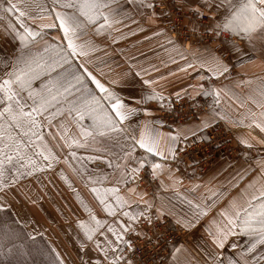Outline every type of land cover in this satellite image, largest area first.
<instances>
[{"label": "snow or ice", "instance_id": "6c2138e0", "mask_svg": "<svg viewBox=\"0 0 264 264\" xmlns=\"http://www.w3.org/2000/svg\"><path fill=\"white\" fill-rule=\"evenodd\" d=\"M128 2L137 8L151 10L150 21L157 15L155 0ZM113 4H116V0H51L50 8L36 4L35 0L32 5L26 0H6L0 4V11L15 18V23L8 19L3 27V37L9 47H0V191L12 189L20 180L52 169L61 162L43 132L45 127L51 128L57 121L58 133L49 135L52 139L58 136L63 143H57L56 147L67 148L68 155L74 159L77 158L74 149L100 144L101 147L95 149L99 152L106 150L103 147L106 140L123 137L125 141H130L127 151L121 149L124 163L114 165L111 161L107 162L108 167L119 170L117 183L125 186L135 185L146 165L153 179L168 171V178L175 186L180 182L179 178L172 175L165 162L176 159V145L181 138L187 143L192 137L195 142L197 134L212 127L217 118L228 121L222 111L216 110L221 104L223 90L214 89L211 85L208 89H204L203 85H193L194 89L201 90L198 95L213 97V104L209 105L211 111L199 117L198 123L185 126L183 130L178 129L175 134L161 132L154 127L156 122L152 120L133 123V118L140 112L151 116V112L144 107L148 101L160 102L165 97L155 88L150 92L141 91L138 98L122 94L129 78L135 76L143 79L147 69L135 70L136 66L130 64L128 71L110 75L103 70L102 65L107 66L104 61L95 65L97 74L89 69L88 65L93 64V54L101 50L89 35V30L95 36L110 35L114 25L122 22L116 18L120 6L113 7ZM32 6L39 9L38 14H31ZM159 7L163 9L168 6L161 2ZM172 10L180 15L170 22L175 25L177 20L181 23L187 20L185 27L193 35H198L197 43L203 46V52L193 58L212 76L224 75L229 67L217 50L208 46V41L214 42L223 37L222 44L231 43L235 48V38L249 43L259 39L264 45V0H171V7L161 15L171 17ZM188 13L190 15H186ZM124 15L127 18V14ZM45 30H55L57 35L49 39V33ZM162 34L163 30L153 33L155 36ZM123 38L120 36L117 39ZM191 42V37L185 35L182 40L181 34L175 31L166 38L169 45L166 50L174 51L186 61L181 71L193 67L180 51L181 47L185 50L190 48ZM169 59L172 63L176 62L172 57ZM248 62H252L251 57ZM150 67L155 70L154 66ZM199 79L205 77L200 76ZM154 83L152 79H143L144 85L151 87ZM185 95L188 93L185 92ZM258 95L259 99H250L260 109L259 112L249 109L239 121H229L235 126L257 129L262 134L256 137L250 131L251 139H240V143L248 149L256 144L264 146V88L260 89ZM176 97L179 100L180 93H176ZM188 99L193 97L188 95ZM160 106L164 107L163 104ZM193 107L198 105L194 104ZM86 120L89 123L86 124ZM69 125L75 126L76 135L68 134ZM137 148L142 150L141 154L134 156ZM156 157H159V161L154 159ZM99 158L89 156L86 159ZM129 160H134L135 165H128ZM63 163L77 172L68 157L63 159ZM254 167L258 169L256 175L217 212L219 219L213 218L210 226L205 227L216 249H223L230 236L248 238L246 247L237 253L238 259L228 257L227 264H264V156L254 160ZM253 170V165L241 169L234 177L232 187H236ZM86 171L81 163L80 172ZM60 175L71 188L63 173ZM88 182L95 184L96 180L89 176ZM198 187L193 185V190ZM90 191L107 215L114 218V222L109 224L107 220L97 219L77 194L78 202L88 213L87 221L77 222L79 232L74 239L78 264H141L135 258L137 240L143 241L145 246L150 245L153 250L161 245V241L164 246H169L163 225L166 223L165 217L174 214L163 205L155 207L153 212L154 204L143 199L146 193L137 191L136 187L129 188L130 194L139 197V200H133L121 195L118 187L94 186ZM226 195V192H211V204L188 200L191 218L176 217L174 222L185 230L195 228L200 219L207 216L219 199ZM25 199L32 204L37 203L30 196L25 195ZM201 199L203 201L205 198ZM140 203L145 205L143 210H139ZM132 204L137 206L136 210H129ZM9 207L0 204V212H7ZM118 214L126 220L117 219ZM15 223H20V220L17 219ZM231 247L236 248L237 245L233 243ZM171 248V264H200L183 246L172 245ZM202 252L205 257L203 264H225L221 259L222 253L207 249H202ZM44 254L46 264H66L64 257L54 247L49 246Z\"/></svg>", "mask_w": 264, "mask_h": 264}, {"label": "crops", "instance_id": "0c3cea01", "mask_svg": "<svg viewBox=\"0 0 264 264\" xmlns=\"http://www.w3.org/2000/svg\"><path fill=\"white\" fill-rule=\"evenodd\" d=\"M157 0H155L156 2ZM6 0H0V4H4ZM29 5L33 4V0H26ZM36 4H40L44 7H51V0H35ZM119 5V11L117 19L122 22L114 25L111 30V34L107 33L101 36H95L91 30L89 35L95 40L100 47V51L93 54V64L88 65L89 69L97 74L95 71V65L100 61H104L107 66H103V70L110 75L116 73H124L128 71L130 64L135 65L136 69H147V74L143 76V79H152L155 83L150 87L143 84L141 77H130L127 86L122 90V94L126 97L131 94L138 98L141 91L150 92L152 88L161 93L165 98H177L176 93H180L181 97H188V95L195 97L198 96L201 90L199 88H193V85H203V82L208 78H214L218 84L215 89H222V101L219 106L216 107L217 111L222 113L228 118L226 121L229 126L235 130V141L233 146L236 148L235 156H229L226 153H217L214 156V162L212 167L206 174H200L195 168H189V166L183 162L177 161L180 154L188 149L190 146L207 140V129L197 134V139L193 142V138L189 137L187 143L181 140L177 143V157L176 159H169L165 163L171 170L174 177L179 178V183L175 186L172 181L169 180L168 171H165L159 178L156 179L155 184V198L153 195L146 192L144 189H139L137 185L118 184L119 170L115 167H108V161L115 164H122L123 151H127V144L130 141H125L123 137H115L111 140H106L103 143L104 151H96V148L101 147L100 144L89 146L88 148L74 149L76 151V159L68 155L69 150L67 148H57V143L62 144V141L52 139L49 133L55 135L58 133L57 122H54L51 128L45 127L44 135L47 143L52 147L53 151L59 156L61 162L57 163L54 168L47 169L44 172H37L33 176L26 177L18 182V184L9 190L0 191V204L9 205L7 212H0V225L6 227V251L5 256L8 260H13L15 257V225L22 228L23 233V249L22 254L24 256H39L45 257V252L49 246L54 247L64 257L66 264H78L76 259L77 246L75 237L79 232L77 222L79 220H88V213L84 207L77 200V194L83 200L91 211L96 215L97 219L107 220L109 224L114 222V218L108 216L103 210V206L96 199L95 194L90 191L92 187L109 188L118 187L120 194L125 197H130L133 200H139V197L130 194L128 189L136 187L137 191L146 193L143 196L144 200L151 201L152 203L156 199V206L161 205L167 211H170L174 215L169 216L173 221L176 217H189L191 218V208L187 203L188 200L194 203L211 204V192H226L227 195L219 199L218 203L209 211L208 215L201 218L195 228L187 230L189 232L188 238L181 242L178 246H183L187 249L191 256L195 257V260L200 261V264L204 262V255L202 249L209 251H216L222 253L221 259L227 264V258L232 257L238 259L237 253L242 251L247 245V237L242 236H230L225 247L223 249H216L211 242V238L205 231L206 226H210V221L213 218L219 219L216 215L217 212L225 207L228 200L237 194V192L244 188V186L256 175L258 169L254 167V160L259 156H264V146L256 144L255 140H252L256 146L252 149L246 148L240 143L241 138L251 139L249 132L252 135L260 137L262 134L259 130H249L245 126H235L229 121H239V119L247 113L249 109L259 112L260 109L252 102L250 97L259 99V91L264 88V45H262L259 39L249 43L246 40L236 39V47L233 48L231 43L222 44L207 43L209 47L217 50V54H220L224 59V62L228 65L229 71L222 76H212L205 68H201L199 64L194 60V55L199 56L203 52V46L197 42L191 43V47L185 50L181 47L180 51L183 52L187 58V62L193 64L192 68H187L184 71L180 69L184 68L185 60H182L174 51L169 49V45L166 43V38L171 36L166 28L159 25L156 21L157 15L150 21L148 19L151 16V10L137 8L135 4L129 3L128 0H116V4L113 7ZM31 14H38L39 9L35 6L30 8ZM156 11V10H155ZM127 14V18L124 14ZM157 13V12H156ZM0 47H9L6 43V39L3 37V27L8 19H11L15 23L14 16L0 11ZM135 21V22H133ZM30 23V22H29ZM35 27V25H33ZM143 28V31L138 29ZM163 30L162 35L155 36L154 32ZM49 33L47 38L57 35L55 30H45ZM134 33V34H130ZM123 36V39H117ZM113 40L116 42L113 43ZM199 49V51H197ZM172 57L175 59V63H172L169 59ZM249 57L252 58V62L249 63ZM154 66L155 70L152 69ZM171 73V75H170ZM200 76L205 79H199ZM163 77V79H161ZM103 79V78H101ZM185 92L188 95H185ZM227 93V95H224ZM162 101H148L144 107L151 112V116H145L143 112H140L133 118V123L152 120L156 123L154 127L158 128L163 133L175 134L178 129L183 130L185 126H191L199 122L198 120H190L184 123L174 124L172 126L166 125L160 117V105ZM243 105V107H241ZM136 106V105H134ZM87 121V120H86ZM85 123L87 124L88 122ZM69 135H76L77 130L74 125H69ZM205 138H199V137ZM123 148V151L121 150ZM183 149V151H180ZM139 148L133 154L139 156L141 154ZM89 156L100 157L99 159L88 160ZM68 157L69 163L73 168L77 169V172H73L72 168L63 163V159ZM84 158V159H80ZM159 161V157L154 158ZM83 163L86 172H80V165ZM128 165L134 166L135 161H127ZM253 165L254 170L249 172L243 180H240L236 187H232L235 183L234 177L240 172L241 169ZM147 166V165H146ZM148 167V166H147ZM61 173L67 178V181L71 183V188L68 187V183L61 178ZM79 173V175L77 174ZM91 176L96 180L93 184L88 182V177ZM163 181V184L161 183ZM193 185H199L200 187L193 190ZM74 190V191H73ZM211 190V191H209ZM25 195L30 196L33 200H36V204L30 203L25 199ZM202 197L205 199L202 201ZM145 205L139 204V210H143ZM135 204L130 205L129 210H136ZM16 213V215H12ZM19 219L20 223H15ZM117 219L126 220L118 214ZM104 229H101L103 231ZM42 233V235H39ZM35 237L32 239L30 237ZM99 238V237H97ZM109 238L112 237L109 235ZM102 239V238H101ZM31 241V243H29ZM39 241L37 247L36 242ZM235 243L236 248L231 247ZM32 251H38V253H32ZM40 264H44L39 262ZM159 264H171V256L162 260Z\"/></svg>", "mask_w": 264, "mask_h": 264}, {"label": "built area", "instance_id": "2783aa9c", "mask_svg": "<svg viewBox=\"0 0 264 264\" xmlns=\"http://www.w3.org/2000/svg\"><path fill=\"white\" fill-rule=\"evenodd\" d=\"M163 2L168 7H159L160 3ZM158 6L156 7L157 17L156 20L162 24L167 32L172 36L173 32H179L181 34V39L185 35L191 37V43L197 42L198 35H193L185 25L188 21L185 20L182 23L180 21H175V25L170 22L175 20L180 13L172 10V16L161 15L162 12H166L171 7V0H157L155 2ZM190 15V13L186 14ZM207 22V21H205ZM223 40V37L216 41H208L207 43H217ZM185 43H187L185 41ZM218 82L213 78H208L203 83V88L208 89L211 85L212 88H216ZM164 107L160 106V117L162 121L169 126L174 124L184 123L190 120H198L199 117L209 113L211 109L209 105L213 104L212 96L198 95L193 97V99H188V97H181L179 100L177 98H168L162 101ZM198 105V107H193V105ZM171 105V108H169ZM208 137L207 140L200 141L188 149L183 151L177 158V161L183 162L189 166V168H195L198 173L206 174L207 171L212 167L214 162V156L217 153H226L229 156H235L236 148L233 146L235 141V130L232 129L229 124L223 119H216V123L207 129ZM140 179L136 181V185L139 189H144L149 194L153 195L155 198V184L156 179H153L150 175V169L145 166V169L141 170ZM156 199L154 200L155 211ZM166 223L163 225V231L167 236L169 246H164L163 241L161 245L155 250L152 249L150 245L145 246L143 241L137 240L136 246V259L141 262V264H159L162 260L169 256L172 250L171 246H178L181 242H184L188 236L189 232L181 228L176 224L169 216L165 217Z\"/></svg>", "mask_w": 264, "mask_h": 264}, {"label": "rangeland", "instance_id": "374dc122", "mask_svg": "<svg viewBox=\"0 0 264 264\" xmlns=\"http://www.w3.org/2000/svg\"><path fill=\"white\" fill-rule=\"evenodd\" d=\"M156 22L162 26V24H160L158 21ZM168 98L169 97H166L165 99H168ZM86 122L89 123V121H86ZM14 237H15V257L13 260H10V259L8 260V258L5 256L6 244H7L6 227L0 225V264H40L39 262L46 264L45 257H39V256L28 257L22 254L23 233H22V228L18 227L17 225H15ZM29 243H31V241H29ZM36 245L37 247L39 246V241L36 242ZM32 253H38V251H32Z\"/></svg>", "mask_w": 264, "mask_h": 264}]
</instances>
